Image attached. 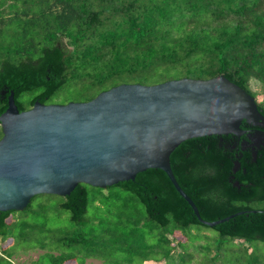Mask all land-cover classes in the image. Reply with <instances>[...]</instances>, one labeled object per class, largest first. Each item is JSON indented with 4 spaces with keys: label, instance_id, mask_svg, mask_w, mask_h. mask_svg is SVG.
Wrapping results in <instances>:
<instances>
[{
    "label": "trees",
    "instance_id": "1",
    "mask_svg": "<svg viewBox=\"0 0 264 264\" xmlns=\"http://www.w3.org/2000/svg\"><path fill=\"white\" fill-rule=\"evenodd\" d=\"M6 33L0 116L11 94L23 112L35 102L68 104L57 96L69 84L87 102L121 84L223 76L264 117V0H0V40ZM170 166L203 221L234 217L202 224L167 176L149 169L133 181L79 184L69 196H36L21 212L0 213V264L31 249L44 251L34 264H77L76 255L100 264H187L194 251L210 254L213 243L217 259L237 246L244 255L233 264H264L247 246L264 244V141L190 139L172 152ZM54 218L67 224L52 229ZM174 234L184 240L174 244ZM14 245L28 247L12 252Z\"/></svg>",
    "mask_w": 264,
    "mask_h": 264
},
{
    "label": "water",
    "instance_id": "2",
    "mask_svg": "<svg viewBox=\"0 0 264 264\" xmlns=\"http://www.w3.org/2000/svg\"><path fill=\"white\" fill-rule=\"evenodd\" d=\"M243 122L264 127L254 98L223 76L121 84L87 102H35L23 112L11 94L0 116V213L21 212L39 195L66 197L79 184L105 189L156 169L197 219L214 227L234 216L203 221L176 182L170 155L190 139H240L248 134Z\"/></svg>",
    "mask_w": 264,
    "mask_h": 264
},
{
    "label": "rangeland",
    "instance_id": "3",
    "mask_svg": "<svg viewBox=\"0 0 264 264\" xmlns=\"http://www.w3.org/2000/svg\"><path fill=\"white\" fill-rule=\"evenodd\" d=\"M0 41H3L4 44H7V45L11 44V39H10L9 33L8 34L6 33L5 37H3ZM250 86H251V89L253 92L261 93V87L259 86L258 83L251 81ZM80 93L81 92H80L79 87L72 86L71 84H69L66 86L65 89H63L59 92L57 99H59L60 102H68V103L69 102H79L78 98H79V96H81ZM39 196H43V195H39ZM38 200H41V199H38ZM36 203L37 202H35V204ZM255 207H258V206H255ZM27 220H29V218H27ZM50 221H51L50 228H52V229L53 228H56V229L60 228L61 229L62 226H65L67 224L66 220H64V221L58 220V218L51 219ZM58 236H59V233L57 231L52 233V237L58 238ZM205 236L208 237L209 235L207 233H205ZM172 238H175L174 244H176V241L184 240L180 234H174V235H172ZM52 242H54V241L52 240ZM197 243L202 244L204 242L199 241ZM0 244L2 245L3 242H0ZM247 246H249L250 249L255 250L256 252L258 250V254H259L258 256H260L261 257L260 259L264 262V244L253 242ZM27 247H28L27 245H25V246L23 245V247L19 248L18 245H14L10 249H12V252H16L22 248L24 249ZM209 249L211 250L210 254L205 253V252L198 253L197 251H194L193 255H194V258L196 260L192 261V263L187 262V264H202V263H204L203 258L207 259L209 264H233L236 259H239V258H241L242 255H244L243 251L240 250V248H237V246H234L231 249H226V251L223 252L221 257H219L217 259L216 255L221 254V252L216 250V244L213 243V246L210 245ZM43 252L44 251H41L39 249L20 250L12 257L13 264H34V262L37 260L38 256L41 255ZM66 252L70 253V252H72V250L67 248ZM75 262L77 264H82V263L83 264H100L101 261L100 260L99 261L94 260V259L84 260L82 255H78V256L76 255V261ZM136 263H138V262H136ZM69 264H72V263H69ZM110 264H113V263H110ZM161 264H164V263L162 262Z\"/></svg>",
    "mask_w": 264,
    "mask_h": 264
},
{
    "label": "flooded vegetation",
    "instance_id": "4",
    "mask_svg": "<svg viewBox=\"0 0 264 264\" xmlns=\"http://www.w3.org/2000/svg\"><path fill=\"white\" fill-rule=\"evenodd\" d=\"M249 126H251V127L250 128H246V130L248 131L247 136L248 135H253L255 137V135H258L259 136V141H257V142L259 143L261 141V143H263V141H264V127L259 128V131L255 132L256 129L252 125H249ZM255 142L256 141H253V144H255Z\"/></svg>",
    "mask_w": 264,
    "mask_h": 264
}]
</instances>
